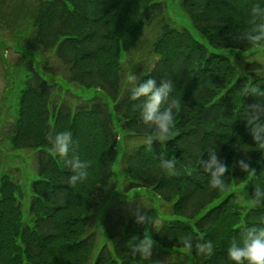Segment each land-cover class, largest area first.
Here are the masks:
<instances>
[{
    "label": "trees",
    "instance_id": "16d2710c",
    "mask_svg": "<svg viewBox=\"0 0 264 264\" xmlns=\"http://www.w3.org/2000/svg\"><path fill=\"white\" fill-rule=\"evenodd\" d=\"M256 3L182 0L181 6L212 48L249 50L264 42L253 43L243 35L255 23L264 22L254 21L251 15ZM31 17L37 43L54 51L68 80L106 92L122 131L142 137L149 130L139 123L137 102L130 100L124 84V58L146 28L158 27L151 47L155 60L137 76L155 78L158 83L171 79L180 111L175 135L166 146L161 148L154 140L151 147L140 145L121 160L125 188H150L173 203L172 214L187 218L161 224L153 238L162 247L182 249L181 237L190 235L215 246L211 257L193 253L196 264H226L229 239L242 231L239 222L264 221V206H251L242 216L236 195L224 197L230 187L244 182L250 197L256 187L264 188V149L255 145L245 120H233L241 89L253 80L261 82L260 91H264V75L237 76L229 56L211 51L189 30L177 28L160 0H37ZM23 66L29 75L20 92L11 141L14 148L36 150L38 178L30 184L26 217L20 184L9 174L1 177L0 264H144L129 253L127 242L133 236L144 237L148 210L126 220L107 211L101 223L111 245L104 243L97 254L98 236L90 231L96 198L111 184L118 154L119 133L107 107L98 99L83 101L75 109L64 100L58 102V84L49 82L27 57ZM260 99L256 95L242 98L249 114ZM64 130H70L74 139L69 155L89 162L88 178L77 185L68 182L72 173L63 158L53 153L48 139ZM212 144L213 152L228 166L222 191L209 186L208 174L197 158L199 151ZM208 158L204 152L202 161ZM161 159L175 161L174 175L159 168ZM241 160L250 163L255 176L241 169Z\"/></svg>",
    "mask_w": 264,
    "mask_h": 264
},
{
    "label": "rangeland",
    "instance_id": "374dc122",
    "mask_svg": "<svg viewBox=\"0 0 264 264\" xmlns=\"http://www.w3.org/2000/svg\"><path fill=\"white\" fill-rule=\"evenodd\" d=\"M165 6L166 15L179 29H187L192 36L211 51L230 57L236 68L237 76H247L251 72L264 75V42L249 50L214 49L194 27L187 13L182 9V0H160ZM37 0H0V183L4 174H9L21 186L23 209L26 217L29 210L32 192L30 184L38 178L37 152L32 149H17L11 141V130L20 102V92L28 78V69L23 62L25 58L32 60L36 69L51 83H57L58 89L55 100L66 101L72 108L86 100L98 99L102 101L111 114V119L119 133L118 154L114 164L112 182L96 198V205L91 212L90 231L97 233L96 254L104 243L111 245L107 233L103 229L101 220L103 215L113 210L123 219L138 214L141 210L149 211V219L145 232L151 235L154 241L152 264H196L192 254H185L182 249L166 248L157 243L153 235L165 220L187 219L172 214L170 203L150 188L142 187L126 190L127 181L124 169V156L141 145L142 136L128 135L122 131L117 118L113 113L112 100L102 89L86 87L68 80L64 67L56 58L54 51L43 49L33 35L31 11ZM158 33V27L146 28L137 45L124 58V84L127 76L143 73L147 65L151 66L155 60L151 47ZM145 65L142 62L152 60ZM241 74V75H240ZM234 193L242 207V216L252 206L247 182L233 185L227 193ZM216 200L210 207L219 203ZM201 213V214H202ZM157 222V229L152 223ZM28 220V219H27Z\"/></svg>",
    "mask_w": 264,
    "mask_h": 264
},
{
    "label": "clouds",
    "instance_id": "9594fccd",
    "mask_svg": "<svg viewBox=\"0 0 264 264\" xmlns=\"http://www.w3.org/2000/svg\"><path fill=\"white\" fill-rule=\"evenodd\" d=\"M255 20L264 21V0H258L250 10ZM244 39L259 44L264 41V22L255 23L254 27L243 34ZM151 71L144 73L145 76ZM241 75V74H240ZM261 82L247 81L240 92V104L233 114V120L239 118L246 121L255 145L264 149V91H260ZM176 87L171 79L164 78L157 82L155 78H144L133 74L131 71L127 76V91L130 100L136 101L134 105L138 113L139 123L149 131L143 136L141 145L151 147L153 141H159L161 148L175 135L176 113L180 111V104L173 98ZM246 95H256L261 97L259 103L249 109L243 104L242 98ZM51 150L54 154L63 158L65 166L72 173L68 177L71 185L84 182L89 176V162L81 160L79 157L70 156L69 153L74 147V139L70 130L56 132L49 135ZM214 144V143H213ZM213 144L204 151H199L197 158L199 163L208 174V184L212 189L224 190L226 187L225 173L228 166L220 160L212 150ZM204 152L208 153V160L202 161ZM243 171L250 177L255 176V169L250 163L241 160L239 162ZM194 166V165H193ZM159 168L167 175H174L176 164L172 159H161ZM252 206H264V188L256 187L249 201ZM144 217H139L143 221ZM157 229V222L152 221ZM242 231L229 239L225 249L226 264H264V221L239 222ZM182 251L185 254L211 257L215 253L214 243L211 241H195L190 235L181 237ZM154 241L148 232H145L142 239L133 236L127 242V249L132 256L140 258L144 264H152V248Z\"/></svg>",
    "mask_w": 264,
    "mask_h": 264
}]
</instances>
